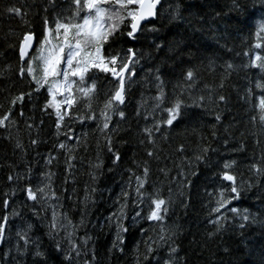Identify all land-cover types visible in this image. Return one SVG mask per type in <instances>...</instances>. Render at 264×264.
Masks as SVG:
<instances>
[{"label":"trees","instance_id":"obj_1","mask_svg":"<svg viewBox=\"0 0 264 264\" xmlns=\"http://www.w3.org/2000/svg\"><path fill=\"white\" fill-rule=\"evenodd\" d=\"M177 4L180 15L173 20ZM10 7L21 9L23 19L8 12ZM73 8L72 0H0V117L11 109V121L0 128V220L6 211L18 213L10 218L7 239L0 244V264H67L66 234L72 225L80 255L73 252L71 264H164L171 247L178 249L171 257L175 264H264V122L259 108L264 88L257 87L264 85V72L251 66L254 54L264 56V39L257 37L264 0H237V6L234 0H162L159 16L136 39L128 38L125 29L105 46L106 54L121 55L131 47L139 60L124 104L109 113V128L102 130L101 112L118 82L93 69L92 80H87L89 86L93 80L97 85L91 110L81 98L58 133L55 112L46 107V87L36 91L32 78L19 74L18 47L31 31L35 55L44 20L54 29L57 18L70 17ZM152 26L157 31L147 30ZM258 43L261 48L255 47ZM189 69L194 72L191 86L184 79ZM157 74L167 96L163 108L177 99L182 107L172 126L162 124L153 131V143L144 129L167 119L166 111H154ZM21 93L23 101L13 105ZM86 116L95 119H81ZM69 128L73 139L65 135ZM61 143L67 147L61 149ZM226 163L231 167L225 169ZM225 171L236 177V199L231 182L222 179ZM137 177L143 181L142 195ZM29 184L33 189L50 185L47 198L28 201L23 189ZM221 191L231 199L228 207L240 214L213 211ZM152 199L166 201L161 221L148 219ZM245 210L254 221L242 220ZM54 211L66 225L58 234H50L48 227ZM29 224L31 243L19 255L16 246L24 251V244L16 232ZM57 241L62 251H57ZM37 246L44 258L34 257ZM7 251L11 255L5 260Z\"/></svg>","mask_w":264,"mask_h":264},{"label":"snow or ice","instance_id":"obj_2","mask_svg":"<svg viewBox=\"0 0 264 264\" xmlns=\"http://www.w3.org/2000/svg\"><path fill=\"white\" fill-rule=\"evenodd\" d=\"M74 8L70 17L60 19L57 18L55 22V28L49 26V21L44 20V32L43 39L40 41L39 47L35 48V55L31 54L34 47L35 34L31 31L25 32L22 39L19 41L18 54L21 66L19 68V74L23 78L25 74L32 78V81L36 84V91L41 88L47 87L49 101L46 107L53 108L57 118V132L59 133L62 124L66 117H70V109L74 105L78 104L80 99L83 98L87 101L86 107L91 110L92 101L96 96L97 85L95 80L89 86L87 80H92L89 73L95 69L101 73L110 74L115 81L118 82L114 93L105 102L104 110L101 112L103 117L102 130L109 128V121L111 116L110 112L118 111V105H122L125 102L126 85L130 79V76H134V66L139 63L137 58V52L135 49L129 47L126 55H121L119 52L106 54V45H110L118 35H124L125 29L126 35L130 39H136L137 34L145 30V22L151 24L159 16V6H161L162 0H72ZM234 6H237V0H234ZM8 12L20 15L23 19L21 9L16 7H10L7 9ZM85 13L81 22V13ZM180 15V5L177 4L175 9L172 10L171 18L176 20ZM27 23V21H25ZM148 31L155 32L157 29L155 26L147 29ZM257 37L264 39V21H261L258 25ZM157 50L162 49V45L157 44ZM256 48H261V44H256ZM248 55V53H245ZM251 66L259 68L264 72V56L256 55L251 60ZM234 66L229 63L228 69H232ZM159 73V69L156 70ZM194 78L193 70L189 69L184 79L191 86V82ZM155 79L159 81L157 88L158 94L155 97L156 105L155 109H159L167 112V119H162L156 122L152 128H145L144 131L151 140L153 131H160L161 125L166 124L172 126L173 122L180 115L182 101L177 99L171 107L163 108L167 96L164 91V82L161 79V75L157 74ZM223 84L221 83V87ZM258 88H264V85L257 84ZM79 93V95H76ZM23 93L15 97L12 100V104L15 105L17 101H23ZM30 96V94H29ZM57 96H62V100H57ZM200 101H203L204 97L201 96ZM223 96L219 97V100L223 101ZM63 108V110H62ZM259 108L261 111V122H264V96L259 100ZM23 115V112H21ZM121 118L124 117V112L119 111ZM217 115L216 119L219 120ZM85 119H95L94 116L81 117ZM11 121V109L9 112L0 117V128H6L8 123ZM31 127V125H29ZM68 139H73L74 133L71 128L69 132L65 133ZM33 144L37 141L33 140ZM109 151L111 149V139L108 138ZM20 145L18 144L17 147ZM61 149L67 146L64 143L59 145ZM207 151V149H205ZM149 156L153 155L152 152L148 153ZM119 156H116V160H119ZM200 157H197L199 159ZM49 163L51 161H48ZM115 162V161H114ZM99 165H97L98 167ZM225 169L231 167L230 164L224 165ZM260 172V169H256ZM145 175L148 173V169L144 170ZM23 177H17L22 179ZM9 181L13 180L12 176H9ZM222 179L224 181L231 182V193L235 194L232 199H236L239 196V188L236 184V177L229 172L223 173ZM137 193H140V188L143 187V181L137 177ZM50 185H44L33 189L29 184L23 191L26 194L28 201L36 202L38 199L47 198L46 189ZM39 193V197L37 195ZM13 194H15L13 192ZM127 197V193H124ZM154 207L152 208L148 219L151 221H161L162 213L166 212L167 209L163 207L166 201L163 199H152L151 201ZM218 206L213 209L214 212L220 213L222 209L225 211H231L233 214H240V210L228 206L231 204V199L227 198L223 191L220 193V199L217 201ZM5 210L9 207V200H4ZM18 213L13 210L11 213L4 215L3 219L0 220V244L4 243L7 239L8 223L12 216H16ZM139 215V213L137 214ZM226 218V217H225ZM66 219V217H65ZM243 221L255 220V217H251L245 210L242 215ZM215 224L220 226V219L214 221ZM71 225V221L68 222ZM50 234H58V229H63L66 225L60 223L57 219V214L53 212L52 220L48 225ZM73 231L67 232L66 238L70 245V249L65 253L64 259L67 264H71L72 253L75 252L76 256L80 255V249L78 245L72 240L74 235L75 226L72 225ZM244 227V224H241ZM32 229V225L29 224L26 230H18L16 232L17 237L20 241H23L24 251L20 250L19 244L16 246L17 253L19 255H25L28 247L31 243L29 238V232ZM164 232V229H161ZM160 239L165 240V236L162 234ZM117 240H120L119 234ZM87 241H85L86 243ZM122 242V241H120ZM57 251H62L60 242L57 241ZM113 247H116L114 242ZM148 253H151L153 249L148 247ZM178 249L171 247L169 251L170 259L166 260L164 264H175V261L171 257L175 256ZM10 251L4 253V259L7 260L10 257ZM34 257L44 258V253L40 251L37 246L36 251L33 253ZM94 259V257H93ZM147 259V256L145 257Z\"/></svg>","mask_w":264,"mask_h":264},{"label":"rangeland","instance_id":"obj_3","mask_svg":"<svg viewBox=\"0 0 264 264\" xmlns=\"http://www.w3.org/2000/svg\"><path fill=\"white\" fill-rule=\"evenodd\" d=\"M82 18H83V17H82ZM81 22H82V19H81ZM37 47H39V46H37ZM255 56H256V55L254 54L252 58L254 59ZM46 89H47V87H46ZM49 99H50V97H49ZM56 99H57V100H62L63 97H62V96H57ZM51 109L54 110L53 108H51ZM62 110H63V108H62ZM54 112H55V110H54Z\"/></svg>","mask_w":264,"mask_h":264},{"label":"water","instance_id":"obj_4","mask_svg":"<svg viewBox=\"0 0 264 264\" xmlns=\"http://www.w3.org/2000/svg\"><path fill=\"white\" fill-rule=\"evenodd\" d=\"M145 24H146V22H145ZM33 44H34V47H35V39H34V42H33ZM34 47H33V48H34ZM32 50H33V49H32ZM32 50H30V51H32ZM112 78H113V77H112ZM113 79H114V78H113Z\"/></svg>","mask_w":264,"mask_h":264},{"label":"bare ground","instance_id":"obj_5","mask_svg":"<svg viewBox=\"0 0 264 264\" xmlns=\"http://www.w3.org/2000/svg\"><path fill=\"white\" fill-rule=\"evenodd\" d=\"M246 154V153H245Z\"/></svg>","mask_w":264,"mask_h":264}]
</instances>
